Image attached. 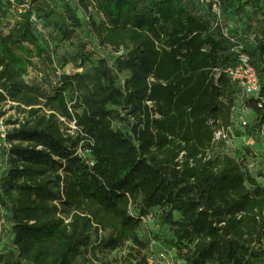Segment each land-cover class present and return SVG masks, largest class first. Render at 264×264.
Segmentation results:
<instances>
[{
	"label": "trees",
	"instance_id": "trees-1",
	"mask_svg": "<svg viewBox=\"0 0 264 264\" xmlns=\"http://www.w3.org/2000/svg\"><path fill=\"white\" fill-rule=\"evenodd\" d=\"M63 1L72 28L83 27L81 10L103 15L100 24L89 17L88 36L117 57L104 54L93 74L83 53L75 68L51 61L35 70V83L34 60L46 51L32 28L0 33V107L17 113L0 174V264H90L112 255L163 264L142 238L157 219L173 235L176 264H264V187L245 164L253 156L245 151L240 161L216 140L240 116L241 86L223 72L236 63L223 20L197 0ZM2 2L25 17L35 0ZM258 39L244 52L262 94L245 108L254 117L250 137L264 145V35ZM59 117L75 119L78 135Z\"/></svg>",
	"mask_w": 264,
	"mask_h": 264
},
{
	"label": "rangeland",
	"instance_id": "rangeland-1",
	"mask_svg": "<svg viewBox=\"0 0 264 264\" xmlns=\"http://www.w3.org/2000/svg\"><path fill=\"white\" fill-rule=\"evenodd\" d=\"M254 1L257 2V6H245L241 8L243 4L239 0H226L223 6L221 13L223 20L222 28L226 30L232 39L225 40L228 42H226V47L231 52H233L235 45L245 50L255 48L259 42L258 38L264 35V0ZM70 3L72 4V0ZM78 16L83 22V27L72 28L71 23L66 18L63 0H35L32 12L25 17L18 16L15 11L0 0V33L7 35L10 32L16 33L18 30L27 26L32 28L38 37L39 45L46 51V57L43 60L39 58L34 60L36 66L34 71H32V77L35 83L39 81V77L35 72L36 69L38 71L46 70L47 68L45 66L51 61H55L66 69L75 68L77 63L83 60L80 56L81 53L87 58L85 61L83 60L86 73L93 74L95 66L104 54H107L112 59H115L117 55L111 49L106 51L98 47V42L88 36L90 28L89 17L92 16L100 24L105 21L103 15L97 13L95 9L89 8L87 12L83 10L79 11ZM123 53L126 54V51H123ZM123 76L126 77V74ZM78 82L83 93L91 86L89 79H85L84 81L79 80ZM247 98L241 90H238L235 95V108L237 113L247 117L250 126L242 132L239 129L236 130L237 134L234 135L233 140L229 141L225 152L232 157L238 158L240 161L244 157L245 151L252 154L253 159H248L245 162L247 170L264 187V146L260 138L253 139L250 137L253 135L251 129L254 126V117L251 111L245 108ZM0 115L4 116L7 121L17 119L16 111L12 110L9 104L0 107ZM247 146H254L255 150L251 152L247 150ZM5 227V220L0 217V249L7 242ZM142 238L144 241L151 243L157 252L166 255L163 264H167L168 262L175 263L176 260L174 257H177V249L175 248L173 235L167 228L160 224L158 219L142 231ZM92 241L93 243H97L94 237ZM98 247L101 248V246ZM99 251L96 254H99ZM88 254L91 257L90 251ZM116 256L119 257L120 255ZM110 259L105 258L102 262L96 261V263L90 264L123 263L120 260H113L115 259L113 255Z\"/></svg>",
	"mask_w": 264,
	"mask_h": 264
},
{
	"label": "built area",
	"instance_id": "built-area-1",
	"mask_svg": "<svg viewBox=\"0 0 264 264\" xmlns=\"http://www.w3.org/2000/svg\"><path fill=\"white\" fill-rule=\"evenodd\" d=\"M15 4V0H7ZM197 2L205 8H209L212 6L214 16L218 19V22H222V14H221V3L219 0H197ZM223 34L226 38H229V34L224 30ZM235 54L236 63L226 67L223 72L228 75L233 81H236L241 86L242 92L247 97H259L262 94V86L261 80L259 78L258 72L255 66L252 64L250 56L244 52L242 47L235 45L233 49ZM81 72L82 70H78ZM218 71V70H217ZM69 73V72H68ZM62 71L58 69L57 75L59 77L62 76ZM70 74V73H69ZM30 79V77L28 78ZM60 78L56 79L53 84L54 86H58L60 84ZM60 122L64 124V130L66 133L72 136H77L81 131L77 126L76 120H67L65 118L59 117ZM234 124L232 127H229L228 131L220 130L216 133V140L225 139L226 143L229 144L230 140L234 139V135L237 134V129L241 132L249 126V121L247 117L244 115L233 117ZM14 128V125L8 124V121L4 118V116L0 115V174L3 170L2 158H9V153L13 147V143L8 140V133ZM264 146V145H263ZM83 152L80 150V154ZM146 221V219H144ZM162 261L166 259L165 254H160L158 256ZM167 264H176L173 262H168Z\"/></svg>",
	"mask_w": 264,
	"mask_h": 264
},
{
	"label": "crops",
	"instance_id": "crops-1",
	"mask_svg": "<svg viewBox=\"0 0 264 264\" xmlns=\"http://www.w3.org/2000/svg\"><path fill=\"white\" fill-rule=\"evenodd\" d=\"M259 138V137H258ZM253 139H255V138H253ZM253 148H254V150H255V147L254 146H252Z\"/></svg>",
	"mask_w": 264,
	"mask_h": 264
}]
</instances>
